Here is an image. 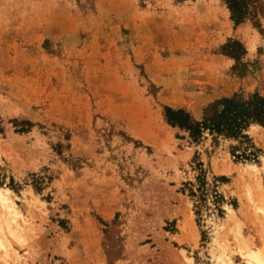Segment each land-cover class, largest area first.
I'll use <instances>...</instances> for the list:
<instances>
[{"label":"rangeland","instance_id":"374dc122","mask_svg":"<svg viewBox=\"0 0 264 264\" xmlns=\"http://www.w3.org/2000/svg\"><path fill=\"white\" fill-rule=\"evenodd\" d=\"M254 91L264 0L238 25L220 0H0V188L18 213L16 238L0 207L6 263L253 264L264 128L246 131L259 151L245 160L244 141L193 143L165 108L201 121Z\"/></svg>","mask_w":264,"mask_h":264},{"label":"trees","instance_id":"16d2710c","mask_svg":"<svg viewBox=\"0 0 264 264\" xmlns=\"http://www.w3.org/2000/svg\"><path fill=\"white\" fill-rule=\"evenodd\" d=\"M227 7L230 19L235 25L257 18L262 0H220ZM233 45H240L238 42ZM228 48V45H225ZM165 117L172 127H177L187 133L189 140L198 143L207 132L213 139L219 137L239 139L244 141L245 148L240 157L245 160H255L259 151L252 143L246 131L251 125L264 128V95L257 91L252 93L238 92L221 101L218 110H212L201 121H193L189 113L183 109L165 108ZM1 123V122H0ZM0 132L2 128L0 126ZM246 151H249L246 153ZM201 166V164H199ZM198 191L201 199L206 197L205 172L200 168L197 176ZM201 188V189H200ZM191 195L194 196L192 190Z\"/></svg>","mask_w":264,"mask_h":264},{"label":"bare ground","instance_id":"6f19581e","mask_svg":"<svg viewBox=\"0 0 264 264\" xmlns=\"http://www.w3.org/2000/svg\"><path fill=\"white\" fill-rule=\"evenodd\" d=\"M254 126V125H253ZM257 128V127H253ZM264 167V162H263ZM254 169V167L252 166ZM6 190L3 188H0V207H2L4 210H6L5 215V225L8 229V231L11 233L12 236L16 237V232L13 231L10 226L11 222L15 221L16 216L18 215L16 209L14 208L13 202L8 198L7 194L5 193ZM2 225L0 224V264H7L6 259L10 253V249L6 243L4 233L2 234ZM17 238V237H16ZM247 257V261L253 264H264V256L260 252L255 251H247L245 253Z\"/></svg>","mask_w":264,"mask_h":264}]
</instances>
